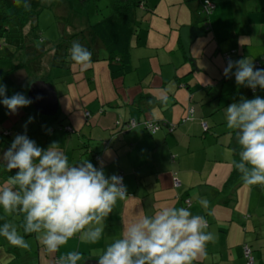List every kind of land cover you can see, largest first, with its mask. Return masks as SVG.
Instances as JSON below:
<instances>
[{"label": "crops", "instance_id": "crops-1", "mask_svg": "<svg viewBox=\"0 0 264 264\" xmlns=\"http://www.w3.org/2000/svg\"><path fill=\"white\" fill-rule=\"evenodd\" d=\"M214 1L210 32L192 42L189 55L183 49L179 31L184 25L199 29L203 26L199 25L203 17L198 11L200 0H172L169 30L151 26L145 37H139L132 46V72L119 81L111 78L107 66L114 90H108V95L103 91V95L96 93L95 103L89 106L93 112L82 101L63 106L58 97L57 117L43 116L34 110L40 117L35 116L27 123L26 134L30 139L43 149L52 142L59 143L70 165L87 159L99 168V160H103L105 175L122 177L128 197L117 201L98 243H87L77 235L58 252L50 254L35 234L25 235L29 250L12 246L0 236V264H53L68 251H80L84 260L96 259L141 209L151 215L163 207H185L193 214L204 216L207 231L215 235V241L206 245V254L193 264H205L210 256L211 261L206 263L245 264L242 245L248 241L255 252L254 264L264 262V187L246 185L240 177L227 185L237 142L225 120V108L229 104L241 97H264V91L257 88L251 93V89L237 86L234 77L225 78L226 65L222 59L223 52L234 48L233 61L245 57L253 61L264 55V0ZM225 1L227 10L233 6L236 16L233 24L221 31L220 14L226 10L221 8ZM138 3L133 6L135 17L137 10L147 8L149 0ZM181 16L188 19L186 24H181ZM161 95L167 96L166 103L158 99ZM139 97H142L139 105H134ZM149 97L150 105L146 104L151 101ZM188 105L193 107V119L179 123ZM19 114L12 118L13 123L17 121L13 128L17 134H24L26 122L34 116ZM129 118L165 121L176 127L168 129L166 124L150 135L141 125L127 129L125 122ZM203 121L208 126L206 131ZM20 122L23 125L19 126ZM107 140H110L108 146L103 147V141ZM8 147H0V155ZM4 169L0 160V186H7L9 171ZM201 200L208 201L207 207L200 204ZM244 215L248 217L243 220ZM22 219L5 215L0 208V225L15 223L23 235L19 228ZM218 253L219 258L212 260Z\"/></svg>", "mask_w": 264, "mask_h": 264}, {"label": "clouds", "instance_id": "clouds-1", "mask_svg": "<svg viewBox=\"0 0 264 264\" xmlns=\"http://www.w3.org/2000/svg\"><path fill=\"white\" fill-rule=\"evenodd\" d=\"M16 6L21 0H14ZM25 10L30 4L24 0ZM71 61L87 69L92 53L74 41L69 49ZM225 78L235 77L237 86L264 91V68H256L247 57L229 59L223 68ZM6 85L0 84V104L9 114L29 106L33 101L21 93L7 96ZM41 97H37L40 99ZM158 99L167 102V96ZM151 104L152 101H149ZM17 134L0 155L6 169L13 173L7 186H0V208L8 216H22L15 223L0 225V236L24 250L30 249L25 235L35 234L47 253H56L74 236L82 241L98 243L104 236L105 222L117 201L128 197L123 178L105 175L104 161L97 168L89 160L70 165L60 144L52 142L47 149L39 147L27 134ZM226 127L235 133L238 159L231 161L242 182L264 187V97H241L225 108ZM50 131V130H49ZM200 204L207 207L208 201ZM204 216L185 207H163L151 215L142 209L137 217L123 226L121 234L101 250L96 264H193L206 254V245L215 241L207 231ZM83 254L68 251L57 264H80Z\"/></svg>", "mask_w": 264, "mask_h": 264}, {"label": "rangeland", "instance_id": "rangeland-1", "mask_svg": "<svg viewBox=\"0 0 264 264\" xmlns=\"http://www.w3.org/2000/svg\"><path fill=\"white\" fill-rule=\"evenodd\" d=\"M138 1L140 0H134L135 3ZM169 1L149 0V4L144 11L137 10L138 14L134 19V25L139 29V36L145 37L151 26L154 29L169 30L168 14L169 4L172 0ZM229 1V3L233 2L232 0ZM216 5H219L218 1H216ZM173 7L178 6L173 5ZM221 8H226L225 12L220 14L222 16V25L219 29L223 31L226 27L233 24L232 22H234L236 15L233 6L229 7V11L227 10L226 1ZM171 10L174 11L173 9ZM111 12L112 5L110 0H87L85 2L78 0H39L37 12L32 17L34 21H30L23 29L21 48L18 47V42L8 45L1 42L0 54L11 56L14 61L27 63L26 72L20 71L13 77L16 82L23 81L25 76L33 82L47 81L54 86L56 93L59 95L57 97L61 100L63 106L66 103L72 105V101L75 103L82 101L87 104V110L93 112L89 106L95 103L96 93L99 91L103 95V91L108 95V90H114L113 82H111L107 69L108 64L105 59L107 54L104 48L100 45L97 46L99 59L90 65L91 69L88 71L76 64L70 65L69 68L52 66L51 50L55 42L61 37H68L74 34L90 24L110 16ZM212 19H214L213 13L210 15V20L212 21ZM187 21L188 19L180 17L181 24H186ZM31 23L35 25V28H32ZM201 23L203 21L199 22V25ZM160 32L161 34L165 33V31ZM151 33L149 35H152ZM128 77L130 76H127L126 79H129ZM117 80L121 81L122 78H117ZM17 114L18 112L15 115L17 116ZM12 118H15L14 114H11V119H8L3 124V127L11 132V136L3 135V137H0L8 140L9 143L17 135V130L13 128ZM9 120H11V123H8ZM18 125L21 126L23 123L20 122ZM3 127H0V132L4 129ZM11 217L15 219L23 218L17 215H12ZM234 240H236L235 237ZM210 246L208 245V247ZM218 256L219 253L214 254L212 260H217ZM206 260L208 261H205V264H212L206 263L211 261V256L207 257ZM217 262L219 263L220 261ZM260 264H264V262Z\"/></svg>", "mask_w": 264, "mask_h": 264}, {"label": "trees", "instance_id": "trees-1", "mask_svg": "<svg viewBox=\"0 0 264 264\" xmlns=\"http://www.w3.org/2000/svg\"><path fill=\"white\" fill-rule=\"evenodd\" d=\"M206 1L211 2L213 7H208L206 5ZM23 3L24 0H21V5L16 6L14 0H0V46L1 42L5 45L18 42V47L21 48L23 29L30 21H34L32 17H34L37 12V9L39 7V0H27V3H29L31 6L29 10H25V8L23 7ZM111 3L112 12L110 16L103 18L102 20H99L93 24H90L88 27H85L74 34L69 35L68 37H61L57 42H55L51 50L52 66L60 68H69L70 65L74 64L71 61L69 49L74 41H78L81 45H83L92 53V63L99 59V56L97 54V46L100 45L104 48L107 54L105 59L108 64L111 78H122L132 72L133 66L131 64V49L133 48V45L137 44L139 37H141L138 33V27L134 25L135 14L133 6H137L139 3H135L132 0H111ZM142 7H144V4H142ZM214 7V0H200L199 2L198 11L200 14H202V16L204 15V18L202 20L203 26L200 29L204 33L210 30L209 17ZM32 28H35V25L32 24ZM235 53V48L229 49L222 53V59L225 65L227 64V61L229 59H233L232 57L235 55ZM226 55L229 56L228 59L225 58ZM253 63L256 68H262L264 66V55H261L260 57L254 59ZM26 68V62L14 61L11 56L0 54V84L6 85L7 96L10 97L15 93H21L28 97V87L33 81H30L27 76H25L23 81L21 82H16L13 78L20 71L26 72ZM90 69L91 67L89 66L87 69L84 70L88 71ZM233 77L234 76H231V78ZM252 92L253 91H251V93ZM140 99H142V97L136 99L134 101V105H139L141 101ZM148 99H151V97H149ZM146 104L150 105L149 102H147ZM188 109L193 110V107L191 105H188L186 107L185 113L179 123H183L187 120L193 119V116L187 119ZM17 112L18 114L20 113V116L24 117L28 115H33V119L36 117H40L34 112V109L31 104L27 107L18 109ZM57 116L58 115L56 113L54 117ZM8 119H11V114H9L8 109L6 107L0 104V127L1 125L3 127V124ZM131 120L135 121V125L134 127L127 129H133L141 125L150 135L154 134L150 133L144 126V123L147 121L139 120L136 118H129L125 122L126 126ZM57 121L59 120L57 119ZM151 121L157 122L159 124V129H161L163 125L167 124L165 123V121H157L153 119H151ZM16 122L13 123V126L17 124ZM8 123H11V120H9ZM35 123L38 122H36L35 120ZM203 123L206 124V131L208 127L207 123L205 121H203ZM54 127H52L51 130L54 129ZM60 127L63 128V126L61 125ZM167 127L168 129H174L176 125L173 123H168ZM10 133L11 132L8 129L4 128L0 132V137H3V135L10 136ZM109 141L110 140L103 141V147L105 146V144L108 146ZM10 144L11 143H9L8 140L0 138V147L5 148L7 146H10ZM235 150L238 152V146L235 148ZM233 156L234 159L239 158L238 155H235L234 153ZM12 174L13 173L10 172L9 175ZM237 177H240L239 173L235 171L232 166L231 174L227 181V185H230ZM6 179H8V176L6 177ZM247 217L248 215H244L242 219H247ZM245 247L249 248V256L253 260L252 264H254V250L252 249V246L249 241L244 242L242 245V256L244 258L245 264H249V258H247L244 253ZM56 260L57 259H55L54 263L56 262Z\"/></svg>", "mask_w": 264, "mask_h": 264}, {"label": "water", "instance_id": "water-1", "mask_svg": "<svg viewBox=\"0 0 264 264\" xmlns=\"http://www.w3.org/2000/svg\"><path fill=\"white\" fill-rule=\"evenodd\" d=\"M85 2L87 0H78ZM206 34L198 27L190 25L184 26L179 31V36L183 49L189 55V47L197 37L205 36ZM27 96L33 102V109L43 116H54L58 111V99L52 85L46 81H34L28 87ZM37 97H41L37 99ZM82 264H96V259H86Z\"/></svg>", "mask_w": 264, "mask_h": 264}, {"label": "built area", "instance_id": "built-area-1", "mask_svg": "<svg viewBox=\"0 0 264 264\" xmlns=\"http://www.w3.org/2000/svg\"><path fill=\"white\" fill-rule=\"evenodd\" d=\"M206 5L210 8L213 7L212 3L211 2H208L206 1ZM225 58H229L228 55L225 56ZM85 116L86 117H89V113H85ZM193 116V110L192 109H188L187 111V119L192 117ZM135 125V121L134 120H131L128 125H127V128H131V127H134ZM144 126L146 127V129L150 132V133H155L158 129H159V124L155 121H147L144 123ZM202 126L204 127V129L206 128V124L205 123H202ZM106 145V144H105ZM175 185L178 186L179 185V182L176 180L175 181ZM244 253H245V256L247 258H249V264H252L253 263V260L252 258L249 256V253H250V250L248 247H245L244 248ZM58 260V259H57ZM57 260L55 262V264H57Z\"/></svg>", "mask_w": 264, "mask_h": 264}]
</instances>
